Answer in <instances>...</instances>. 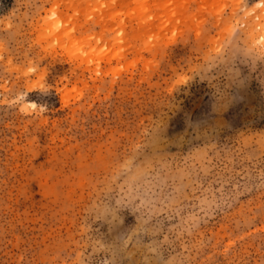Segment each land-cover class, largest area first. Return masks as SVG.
I'll list each match as a JSON object with an SVG mask.
<instances>
[{"label":"rangeland","instance_id":"1","mask_svg":"<svg viewBox=\"0 0 264 264\" xmlns=\"http://www.w3.org/2000/svg\"><path fill=\"white\" fill-rule=\"evenodd\" d=\"M0 264H264V0H0Z\"/></svg>","mask_w":264,"mask_h":264}]
</instances>
